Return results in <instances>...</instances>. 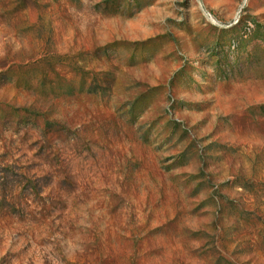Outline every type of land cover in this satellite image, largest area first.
Returning <instances> with one entry per match:
<instances>
[{
    "label": "rangeland",
    "instance_id": "374dc122",
    "mask_svg": "<svg viewBox=\"0 0 264 264\" xmlns=\"http://www.w3.org/2000/svg\"><path fill=\"white\" fill-rule=\"evenodd\" d=\"M0 264H264V0H0Z\"/></svg>",
    "mask_w": 264,
    "mask_h": 264
}]
</instances>
